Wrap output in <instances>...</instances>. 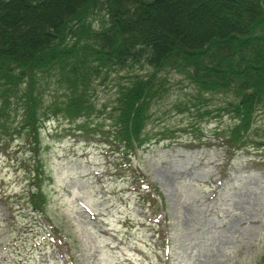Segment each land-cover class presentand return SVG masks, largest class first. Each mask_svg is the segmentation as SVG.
Wrapping results in <instances>:
<instances>
[{
  "label": "rangeland",
  "instance_id": "374dc122",
  "mask_svg": "<svg viewBox=\"0 0 264 264\" xmlns=\"http://www.w3.org/2000/svg\"><path fill=\"white\" fill-rule=\"evenodd\" d=\"M110 76L92 82L89 116L51 113L38 124L36 144L14 129L19 104L7 112L0 128V264H264V105L249 134L262 142H247L228 158L210 134L230 117L196 114L187 105L193 85L162 71L167 90L151 101L144 143L123 154L108 135L103 106L114 96L117 77ZM46 88L43 105L55 93ZM206 96L208 106L225 97ZM34 157L45 171L38 181L31 178ZM126 161L160 189L162 210L152 207ZM37 191L36 209L30 195Z\"/></svg>",
  "mask_w": 264,
  "mask_h": 264
},
{
  "label": "trees",
  "instance_id": "16d2710c",
  "mask_svg": "<svg viewBox=\"0 0 264 264\" xmlns=\"http://www.w3.org/2000/svg\"><path fill=\"white\" fill-rule=\"evenodd\" d=\"M166 70L193 85L187 105L196 114L230 117L225 129L210 134L228 158L247 142H262L249 134L264 105V0H0V128L19 104L14 129L31 145L51 113L89 116L92 82L113 74L114 96L103 105L108 135L123 154H133L144 143L151 101L167 90ZM48 85L55 93L43 105ZM206 93L225 97L208 106ZM33 164L31 178L38 181L45 171L39 157ZM124 165L162 210L160 189ZM40 193L30 195L33 208L40 207Z\"/></svg>",
  "mask_w": 264,
  "mask_h": 264
}]
</instances>
